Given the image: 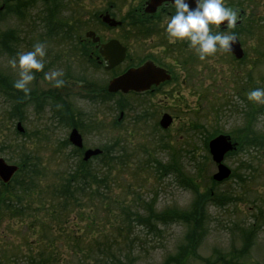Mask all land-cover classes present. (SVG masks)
Wrapping results in <instances>:
<instances>
[{"label":"rangeland","instance_id":"374dc122","mask_svg":"<svg viewBox=\"0 0 264 264\" xmlns=\"http://www.w3.org/2000/svg\"><path fill=\"white\" fill-rule=\"evenodd\" d=\"M7 1L15 7L11 0H0V7L6 9ZM225 3L239 10L237 24L229 31L237 34L245 58L237 61L233 55L218 50L201 60L187 40L177 41L180 45L171 50L178 52L180 95L174 105L162 107L129 106L122 96H103L102 89L106 92L113 72L109 74L88 62L90 46H82L86 52L79 49L73 59L65 57L61 43L42 40L39 24L32 29L27 23L19 26L10 5L7 12L0 11V158L9 164L19 163L22 154L15 151L16 146L33 149L47 167V182L52 184L59 172L69 171L79 160L71 157L77 151L68 141L72 130L69 119L78 125L85 123L83 129H78L83 137V151H104L108 147L115 156H127L126 165L112 172L111 187L106 191L110 200L99 197L79 210L73 208L71 216L75 221L65 226L52 223L56 228L48 238L57 240L55 246H78L61 249L66 264H85V260L88 264H113L111 261L117 263L116 259L124 264H164L169 258L177 261L186 250L193 253L187 264H225L224 260L264 264V155L257 149L252 153L242 147L239 139L250 111L242 100L245 96L241 89L264 88V0ZM97 10L94 2L84 3L80 17L92 18ZM118 15L126 18L123 11ZM210 28L213 32L218 30L215 26ZM85 30L81 29L82 37ZM118 35H123V30ZM136 39L132 45L137 52L148 51L146 43L151 38ZM6 40L12 42L9 50L4 47ZM37 42L45 44L46 56L44 69L36 72L29 84L30 92L36 91L32 97L13 87L18 68L13 69L9 61L18 52L31 50ZM161 50L170 58V52ZM51 70H62L61 78L67 79L65 89L44 79V72ZM44 92L51 95L41 101L38 95ZM121 113L124 117L120 121ZM164 114L173 118L167 130L159 124ZM18 123L27 136L19 135ZM255 123L254 131L264 134V115H256ZM220 135L229 136L238 147L222 162L231 171L230 176L216 181L218 170L209 153V143ZM92 163L99 165V160ZM195 204H202L197 232L195 222L186 219ZM136 216L141 218L137 220ZM128 217L127 223L122 220ZM154 217L161 221L151 224ZM31 219L33 214H27L25 223L29 227L38 225L35 236L29 230L28 235L24 234L18 220L0 215V254L3 246L12 247L7 252L13 254L16 246H27L41 237L47 239L39 221ZM144 219L147 224L142 223ZM121 227L125 241L117 231ZM63 230L76 234L78 245L69 236L60 241ZM250 230L254 238L246 248ZM191 237L196 239L190 240ZM107 247L123 253L115 252L114 259ZM76 250L85 260H79L83 257Z\"/></svg>","mask_w":264,"mask_h":264},{"label":"flooded vegetation","instance_id":"af4514ba","mask_svg":"<svg viewBox=\"0 0 264 264\" xmlns=\"http://www.w3.org/2000/svg\"><path fill=\"white\" fill-rule=\"evenodd\" d=\"M12 1L15 3L14 15L18 25L27 23L32 29L35 24H39V28H42L40 31L43 33L42 40L61 43L63 56L73 59L79 49L83 53L86 52L82 46L86 44L90 46L91 50L87 54L88 62L93 63L97 68H103L109 74L113 72L107 82V87L109 83L128 71L147 65L162 71V77H155L151 74L146 79L144 90L117 92L111 94L112 96H122L129 106L162 107L174 105L178 101L180 95L177 84L179 65L176 56L178 52L174 53L171 49L180 42L170 43L162 26L166 18L175 11L170 2L164 1L155 5L153 0ZM92 2L97 6V13L92 18L83 20L80 17L83 11L80 10H83L84 3L91 4ZM132 9H134L133 13ZM121 11L124 12L126 18H119L118 12ZM87 26H92L94 29H87ZM83 28L86 29L84 37L81 36ZM121 30H123V35H118ZM136 37H142L144 40L151 38V41L146 43L148 51L137 52L136 46L132 45V42L137 40ZM111 42L121 44L126 49V53L122 63L107 69L110 67V62L102 53L106 49L104 47ZM161 48L171 53L170 58L163 54ZM62 55L60 52L59 56L62 57ZM81 56L85 57L83 54ZM185 79L187 78L184 77L183 86L187 83ZM66 85L67 79L61 86L62 89H65ZM102 91L105 89L103 88ZM48 94L51 95L49 92L39 93L38 98L42 101V98ZM30 95L35 97L36 91L33 90Z\"/></svg>","mask_w":264,"mask_h":264},{"label":"trees","instance_id":"16d2710c","mask_svg":"<svg viewBox=\"0 0 264 264\" xmlns=\"http://www.w3.org/2000/svg\"><path fill=\"white\" fill-rule=\"evenodd\" d=\"M12 31V30H11ZM12 32L8 35L12 37ZM7 37V39L9 38ZM11 40H6L4 42V46L6 50H9ZM264 56V54H263ZM1 84V83H0ZM4 84V81H3ZM255 87V86H254ZM250 87V89L254 88ZM5 89V88H2ZM249 90L246 88H242L241 92L245 97H242V100L246 105H249L250 111L247 114L246 124L242 130L243 141L242 147L250 150L252 153L257 149L259 153L264 155V134H258L254 131L253 128H256L257 124L255 123L256 115L263 114L264 115V104L257 106L255 102L249 101L247 99L246 93ZM239 110V107L236 108ZM69 112V109H68ZM71 126L74 128L83 129L85 123L78 125L76 120H70ZM27 136V133L26 135ZM253 150V151H252ZM18 151L22 153L24 158H21V171L14 178V180L8 184H0V215H4V217H8L10 219H15L19 221V225L22 226V230L24 234L28 235L29 233L32 236L36 234V223L33 224L32 227H29L28 224L25 223V216L27 214H33V219L30 221H39V224L45 234H47V239H43L42 237L39 240H35V242H29L27 246H16L15 253L9 254L7 249L12 247L3 246V251L0 255L3 256V261H0V264H66V259L63 257L65 252L61 249L68 247L78 248V246H55L57 240L53 237L48 238V235H51V231H53L56 226H53L52 223L59 225L61 223V227L70 223V221H75L74 217L71 216L73 213L72 209L77 208L78 210L81 207H85V203L92 202L94 203L95 198L106 197L107 200L108 191L111 187L109 182H111L112 172L117 168L121 169L127 163V156L124 154H120L115 156L110 148H105L103 155L99 157V165H92V163H84L79 161L75 166H73L67 172H59L57 179L52 184L47 182V173L48 169L46 166L42 164L40 159L35 156V152L26 146H22ZM75 156L74 154L71 157ZM77 156V155H76ZM263 165H260L259 168H262ZM75 167V168H74ZM202 204L197 206L195 204L194 208L196 209L195 214L189 212L187 214L186 219L191 222L193 220L195 222L194 231H198V225L200 222L199 217H201L200 210ZM84 209V208H83ZM122 213H126L123 209ZM8 214V215H7ZM160 217V216H157ZM157 217L151 218V224L153 222H159L160 219H156ZM163 219V216H161ZM141 218L140 216H136ZM126 220V223L129 219ZM147 219H144L142 223H146ZM93 221H90L92 224ZM78 227L77 225H75ZM124 227L118 228L117 231L120 234V237H123V241L125 238L123 236ZM78 231V228L76 230ZM83 233V232H79ZM254 233L249 231V237L245 241L246 248L249 244H251ZM43 234H41L42 236ZM69 236L72 241H75L78 245L79 238L76 234L70 233L66 230H63L59 237L65 238ZM6 238L5 240H7ZM196 238H190V240H195ZM9 240V239H8ZM58 240V241H59ZM42 243L41 246H36L35 244ZM193 249V246H191ZM78 254H81L80 250H76ZM107 251L111 255L112 258L116 259L113 254H116L109 247H107ZM122 254L123 251L119 252ZM191 250H186V254L177 257V261L167 260L164 264H187L188 259L192 256ZM82 255V254H81ZM85 260V256L82 255ZM117 263L114 261L113 264H124L122 260L116 259ZM223 261V259H222ZM87 263V260L84 262ZM225 264H239L236 260H224ZM89 264H94V262H90ZM95 264H98L97 262Z\"/></svg>","mask_w":264,"mask_h":264},{"label":"clouds","instance_id":"9594fccd","mask_svg":"<svg viewBox=\"0 0 264 264\" xmlns=\"http://www.w3.org/2000/svg\"><path fill=\"white\" fill-rule=\"evenodd\" d=\"M175 11L166 18L164 30L170 43L187 40L199 59L204 60L220 51L232 49L237 42V34L229 31L239 19V10L226 6L225 0H194L190 7L189 0H170ZM226 22L224 29L221 24ZM210 26L218 30L213 32ZM46 48L43 42H37L31 50L18 52L9 61L13 69L18 68V78L13 87L30 93V82L35 73L44 69ZM62 70L44 72V79L51 81L53 86L60 87L65 81L61 78ZM247 99L256 103H264V88H252L246 93Z\"/></svg>","mask_w":264,"mask_h":264},{"label":"water","instance_id":"95a60500","mask_svg":"<svg viewBox=\"0 0 264 264\" xmlns=\"http://www.w3.org/2000/svg\"><path fill=\"white\" fill-rule=\"evenodd\" d=\"M155 5H158L164 1L170 2V0H153ZM190 7L194 6V0H189ZM226 22L222 23L221 26H225ZM106 48V49H105ZM105 51L102 55L110 62V69L120 64L125 57V49L117 42H111L104 47ZM229 54L235 56L236 59H242L244 57V51L241 47V43L238 40L233 44L232 49L226 51ZM153 74L162 76V72L157 69H152L150 65L138 70L128 71L118 79L113 80L108 87L110 93H116L118 91L128 92L129 90H142L145 89L146 79ZM172 123V118L169 115H164L161 120V126L166 129ZM20 132L23 131L21 124L18 125ZM70 142L78 148L83 147L82 137L74 129L70 135ZM236 144H233L231 138L228 136H218L209 143L210 154L212 155L213 161L218 165V172L214 175L216 181H222L227 179L231 171L222 163L227 153L234 151ZM100 150H88L85 153V160H89L92 156L101 154ZM17 171V167L7 165L2 159H0V178L3 182L7 183L10 181L14 173Z\"/></svg>","mask_w":264,"mask_h":264}]
</instances>
